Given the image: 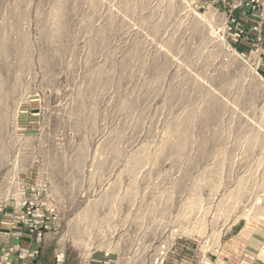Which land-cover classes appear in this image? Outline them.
<instances>
[{
  "label": "rangeland",
  "instance_id": "374dc122",
  "mask_svg": "<svg viewBox=\"0 0 264 264\" xmlns=\"http://www.w3.org/2000/svg\"><path fill=\"white\" fill-rule=\"evenodd\" d=\"M235 19L210 0H0V251L264 264V68Z\"/></svg>",
  "mask_w": 264,
  "mask_h": 264
},
{
  "label": "crops",
  "instance_id": "0c3cea01",
  "mask_svg": "<svg viewBox=\"0 0 264 264\" xmlns=\"http://www.w3.org/2000/svg\"><path fill=\"white\" fill-rule=\"evenodd\" d=\"M211 3L216 6V8L222 9L224 7L229 9V17L233 16L235 17V22L233 25V30L230 32V38L233 43V46L236 45L238 48L242 49L244 55H257L260 59V62L262 63V67L264 68V26L261 30V32H258L255 30V28L259 25L261 22V18L257 12L256 9L250 7L249 2L247 0H244L245 3L243 5H240L238 9H234L233 5H235L236 2H239V0H210ZM242 3L243 0H240ZM8 231V235H10L11 230L6 228ZM14 231V227H10ZM18 233H21V227H17ZM12 231V233H13ZM22 232H26L25 230ZM18 234H16L17 236ZM22 235V234H21ZM19 234V236H21ZM25 235V234H23ZM15 236V235H14ZM10 236L12 238L9 239L15 241L14 239L16 237ZM10 244L7 246L9 247ZM26 247V246H25ZM6 248V247H5ZM0 251V258H6L11 257L15 260H22L26 257H30L26 254V249H24L22 252L20 250H17V248H8L4 250V246H1ZM7 251V252H6ZM37 252V251H36ZM7 253V254H6ZM9 256V257H8ZM18 256V257H17ZM189 262V261H188Z\"/></svg>",
  "mask_w": 264,
  "mask_h": 264
},
{
  "label": "built area",
  "instance_id": "2783aa9c",
  "mask_svg": "<svg viewBox=\"0 0 264 264\" xmlns=\"http://www.w3.org/2000/svg\"><path fill=\"white\" fill-rule=\"evenodd\" d=\"M247 1L249 2L250 7L257 10L261 18V22L257 26L261 30L264 26V0H247ZM37 256H38V252H35L34 254H31L28 260L22 259V260H19L15 264H37V261H38ZM0 264H12V263L6 262V260H3V261H0Z\"/></svg>",
  "mask_w": 264,
  "mask_h": 264
}]
</instances>
